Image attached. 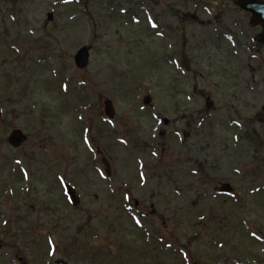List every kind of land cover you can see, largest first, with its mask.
<instances>
[{
	"label": "rangeland",
	"instance_id": "1",
	"mask_svg": "<svg viewBox=\"0 0 264 264\" xmlns=\"http://www.w3.org/2000/svg\"><path fill=\"white\" fill-rule=\"evenodd\" d=\"M249 21L236 0H0V255H264L250 236L264 238V46Z\"/></svg>",
	"mask_w": 264,
	"mask_h": 264
},
{
	"label": "water",
	"instance_id": "2",
	"mask_svg": "<svg viewBox=\"0 0 264 264\" xmlns=\"http://www.w3.org/2000/svg\"><path fill=\"white\" fill-rule=\"evenodd\" d=\"M239 6L248 11L253 13V18L251 20L252 25H258L261 24L264 29V2L261 0H238ZM261 41L264 42V32L261 35ZM76 62L80 67L87 66L89 63V51L87 48L81 49L77 56H76ZM113 107L111 102H107V113L112 117ZM12 142L17 146L21 143L22 137L21 134L15 133L11 137ZM228 190V186H225ZM73 192L71 193V195ZM77 201V200H76Z\"/></svg>",
	"mask_w": 264,
	"mask_h": 264
},
{
	"label": "flooded vegetation",
	"instance_id": "3",
	"mask_svg": "<svg viewBox=\"0 0 264 264\" xmlns=\"http://www.w3.org/2000/svg\"><path fill=\"white\" fill-rule=\"evenodd\" d=\"M86 260L80 258L79 255H4L0 257V264L2 261L3 264H94L90 260ZM233 260L234 262H223L222 264H235V259ZM111 264L125 263L120 260L118 263Z\"/></svg>",
	"mask_w": 264,
	"mask_h": 264
}]
</instances>
